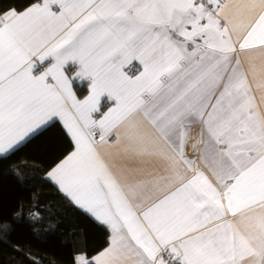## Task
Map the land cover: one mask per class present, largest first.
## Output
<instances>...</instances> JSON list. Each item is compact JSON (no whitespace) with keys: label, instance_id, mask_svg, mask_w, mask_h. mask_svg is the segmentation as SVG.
I'll use <instances>...</instances> for the list:
<instances>
[{"label":"snow or ice","instance_id":"1","mask_svg":"<svg viewBox=\"0 0 264 264\" xmlns=\"http://www.w3.org/2000/svg\"><path fill=\"white\" fill-rule=\"evenodd\" d=\"M20 7H0V167L66 137L46 181L107 235L72 264H264V0Z\"/></svg>","mask_w":264,"mask_h":264},{"label":"trees","instance_id":"2","mask_svg":"<svg viewBox=\"0 0 264 264\" xmlns=\"http://www.w3.org/2000/svg\"><path fill=\"white\" fill-rule=\"evenodd\" d=\"M25 3L0 0V7L22 10ZM68 151L67 139L57 128L0 167V227L7 224L10 230L8 235L0 232V264H28L15 247L32 254L38 264H72L78 250L87 249L94 255L106 246L102 226L46 181V171ZM13 170L24 177L23 183Z\"/></svg>","mask_w":264,"mask_h":264},{"label":"crops","instance_id":"3","mask_svg":"<svg viewBox=\"0 0 264 264\" xmlns=\"http://www.w3.org/2000/svg\"><path fill=\"white\" fill-rule=\"evenodd\" d=\"M257 57H258V63L260 62L259 61V57H260V55L261 54H259V53H256L255 54ZM125 71L127 72V74L128 75H130V76H134L135 74H137L138 73V71H139V65H138V62H132L131 64H129V65H126L125 66ZM193 135H195V130L193 131ZM108 151L109 152H111V153H113V154H115L116 153V151H117V149L115 148V147H112V148H109L108 149ZM67 155V154H66ZM64 158V157H63ZM62 158V159H63ZM78 253H80V250H78ZM77 253V254H78ZM96 254V253H95ZM94 254V255H95Z\"/></svg>","mask_w":264,"mask_h":264}]
</instances>
